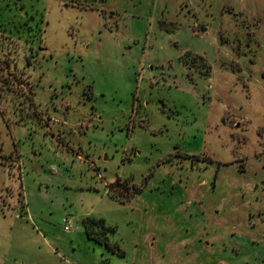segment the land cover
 Segmentation results:
<instances>
[{"label":"rangeland","instance_id":"374dc122","mask_svg":"<svg viewBox=\"0 0 264 264\" xmlns=\"http://www.w3.org/2000/svg\"><path fill=\"white\" fill-rule=\"evenodd\" d=\"M0 264H264V0H0Z\"/></svg>","mask_w":264,"mask_h":264},{"label":"trees","instance_id":"16d2710c","mask_svg":"<svg viewBox=\"0 0 264 264\" xmlns=\"http://www.w3.org/2000/svg\"><path fill=\"white\" fill-rule=\"evenodd\" d=\"M136 191H139V189H137ZM112 197H115L114 195H112ZM116 198V197H115ZM83 223L85 225L86 231L88 233V236L91 238L93 237L94 233V227H92L93 224L96 225H102L103 226V220L102 219H95V218H91L88 217L86 219L83 220ZM104 227V226H103ZM105 229V227H104ZM108 230H112V228H107ZM97 240L101 241L100 239L96 238Z\"/></svg>","mask_w":264,"mask_h":264},{"label":"crops","instance_id":"0c3cea01","mask_svg":"<svg viewBox=\"0 0 264 264\" xmlns=\"http://www.w3.org/2000/svg\"><path fill=\"white\" fill-rule=\"evenodd\" d=\"M20 131V130H19ZM20 133V132H19ZM9 135V134H8ZM9 139H10V142L13 144V145H15V143H16V141H14V139H13V136H12V134H10L9 135V137H8ZM12 152V151H11ZM10 152L9 153H7V154H4L5 155V157L8 159V158H10ZM12 154V153H11ZM4 203V202H3ZM4 205L6 206V203H4Z\"/></svg>","mask_w":264,"mask_h":264},{"label":"built area","instance_id":"2783aa9c","mask_svg":"<svg viewBox=\"0 0 264 264\" xmlns=\"http://www.w3.org/2000/svg\"><path fill=\"white\" fill-rule=\"evenodd\" d=\"M64 223H65V228H64L65 231L70 232L73 229V227L71 226V224L67 219H64Z\"/></svg>","mask_w":264,"mask_h":264}]
</instances>
